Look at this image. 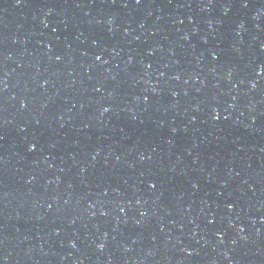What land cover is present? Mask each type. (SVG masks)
<instances>
[{
  "label": "water",
  "instance_id": "water-1",
  "mask_svg": "<svg viewBox=\"0 0 264 264\" xmlns=\"http://www.w3.org/2000/svg\"><path fill=\"white\" fill-rule=\"evenodd\" d=\"M0 264H264V0H0Z\"/></svg>",
  "mask_w": 264,
  "mask_h": 264
},
{
  "label": "snow or ice",
  "instance_id": "snow-or-ice-1",
  "mask_svg": "<svg viewBox=\"0 0 264 264\" xmlns=\"http://www.w3.org/2000/svg\"><path fill=\"white\" fill-rule=\"evenodd\" d=\"M17 2H19V0H17ZM137 3H139V0H137ZM97 59H99V57H97ZM98 90H99V89H97V91H98ZM104 111L107 112L108 109L105 108ZM215 118H216V117H215ZM33 147H34V146L30 145V146H29V150L31 151ZM142 158H143V157H142ZM229 207H231V205H229Z\"/></svg>",
  "mask_w": 264,
  "mask_h": 264
}]
</instances>
